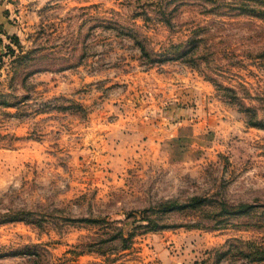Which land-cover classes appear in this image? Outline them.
<instances>
[{
    "label": "rangeland",
    "instance_id": "1",
    "mask_svg": "<svg viewBox=\"0 0 264 264\" xmlns=\"http://www.w3.org/2000/svg\"><path fill=\"white\" fill-rule=\"evenodd\" d=\"M13 5L0 264H264V0Z\"/></svg>",
    "mask_w": 264,
    "mask_h": 264
},
{
    "label": "trees",
    "instance_id": "2",
    "mask_svg": "<svg viewBox=\"0 0 264 264\" xmlns=\"http://www.w3.org/2000/svg\"><path fill=\"white\" fill-rule=\"evenodd\" d=\"M9 10H5L3 12V16L7 18L10 14ZM141 52L143 56H148L146 48H141ZM24 46L22 44V41L20 37L16 34L9 35L8 31L4 28L3 24H0V69H2L5 65V59H8L10 62V67H14L15 65L19 66L25 61H27L29 56L24 55ZM185 55V53H182V56ZM175 205L167 207L166 210H171V207H174ZM148 222L143 219L142 223ZM151 222V221H150ZM155 224L152 222V226ZM157 227V225H154ZM124 227H122L119 231L121 232L120 237L115 238L116 240H119L121 246V249L125 250L128 248L127 243L129 242L130 238H126L124 235ZM114 239V240H115Z\"/></svg>",
    "mask_w": 264,
    "mask_h": 264
},
{
    "label": "crops",
    "instance_id": "3",
    "mask_svg": "<svg viewBox=\"0 0 264 264\" xmlns=\"http://www.w3.org/2000/svg\"><path fill=\"white\" fill-rule=\"evenodd\" d=\"M17 0H0V24H3L4 25V28L10 32L11 30V27L7 25V20H6V17L3 16V12L5 10H9V11H12L13 10V2H15ZM174 264H178L176 263L175 261H173Z\"/></svg>",
    "mask_w": 264,
    "mask_h": 264
}]
</instances>
